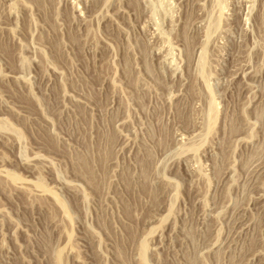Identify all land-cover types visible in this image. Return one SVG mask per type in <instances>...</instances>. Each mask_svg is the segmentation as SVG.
Instances as JSON below:
<instances>
[{
	"label": "rangeland",
	"instance_id": "374dc122",
	"mask_svg": "<svg viewBox=\"0 0 264 264\" xmlns=\"http://www.w3.org/2000/svg\"><path fill=\"white\" fill-rule=\"evenodd\" d=\"M0 264H264V0H0Z\"/></svg>",
	"mask_w": 264,
	"mask_h": 264
}]
</instances>
